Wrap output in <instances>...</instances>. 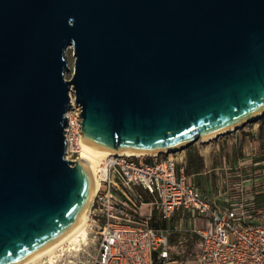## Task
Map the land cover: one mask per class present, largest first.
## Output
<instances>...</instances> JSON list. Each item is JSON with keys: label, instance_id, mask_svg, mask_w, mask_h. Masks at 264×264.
<instances>
[{"label": "water", "instance_id": "95a60500", "mask_svg": "<svg viewBox=\"0 0 264 264\" xmlns=\"http://www.w3.org/2000/svg\"><path fill=\"white\" fill-rule=\"evenodd\" d=\"M70 93L81 139L112 153L237 131L264 116V0H0V264L56 240L91 195L65 158Z\"/></svg>", "mask_w": 264, "mask_h": 264}, {"label": "built area", "instance_id": "2783aa9c", "mask_svg": "<svg viewBox=\"0 0 264 264\" xmlns=\"http://www.w3.org/2000/svg\"><path fill=\"white\" fill-rule=\"evenodd\" d=\"M71 96L64 127L65 158L77 154L81 109ZM99 187L90 207L97 228L94 264H162L171 258L174 229L156 226L177 213L198 238L195 264H264V159L251 168H227L214 199L203 193L169 153H111L96 172ZM146 195L151 199L146 200ZM146 212L142 213V208ZM157 211V215L153 212ZM178 253L183 240L178 241Z\"/></svg>", "mask_w": 264, "mask_h": 264}, {"label": "rangeland", "instance_id": "374dc122", "mask_svg": "<svg viewBox=\"0 0 264 264\" xmlns=\"http://www.w3.org/2000/svg\"><path fill=\"white\" fill-rule=\"evenodd\" d=\"M67 60H68V67L70 71L65 74V79H71L74 67V57L72 55V48H69L66 52ZM73 96V93H71ZM264 119L263 118H259ZM257 119L256 121L249 122L246 125L239 128L237 131H233L227 134H234L229 138L226 137L227 134L219 136H224L223 143L219 142L218 145L214 143L215 138L210 140L209 142H198L195 144L190 145L187 149L179 150L176 152H170L172 156L177 159L178 165L184 166V170L187 175L191 176V180L193 184L200 189L205 194L215 200L214 195H211V187L215 182L217 176L213 173H204L205 163L204 158L207 157L211 159V164L215 165L218 164V157L226 156L231 157L228 160L231 165H236L238 159L243 157L245 154L243 152V137L249 136L248 140H252L253 138V131L256 127V123L259 122ZM226 139V140H225ZM202 156H201V154ZM77 154L72 155L71 159L76 160ZM264 159V155L256 156V161H260L256 163V166L260 165L261 160ZM227 160V159H226ZM254 166V167H256ZM202 173V174H199ZM97 228L92 225L90 221V228H89V238L85 243H82L81 246L77 249H68L65 248L62 252H59L55 257L54 264H94V259L97 254L98 249V240L96 235ZM43 264H47L44 262Z\"/></svg>", "mask_w": 264, "mask_h": 264}, {"label": "crops", "instance_id": "0c3cea01", "mask_svg": "<svg viewBox=\"0 0 264 264\" xmlns=\"http://www.w3.org/2000/svg\"><path fill=\"white\" fill-rule=\"evenodd\" d=\"M254 130H257V132L253 131L252 140H248V137H249L248 135L243 137V145H244L243 152L245 155L238 159V162L236 165L234 164L231 165L234 162L229 163L228 160L230 159L231 161L232 160L231 157L220 156L218 157V162H217L218 164H215V165L210 163L212 162L210 157L204 158V163H205L204 173H213L217 176L214 184L211 187V195H214V197L216 196L219 189L225 188V186L221 184V179L226 174L227 168H231V167L238 168L239 165H243L244 167L249 166L251 168H254V166H256V163L260 162V161H256V156L264 155V119H260L259 122L256 123V127L254 128ZM236 133H234L235 135L233 134L234 137L236 136ZM231 135L232 134H227L226 137L229 138ZM224 138H225L224 136L220 138L216 137L215 138L216 141H214V143L216 145H218L219 142L223 143ZM199 174H202V173H199ZM149 199H151V196L146 195V200H149ZM145 212H146V208L143 207L142 213H145ZM153 215H157V211H154ZM156 226L170 227L172 229L175 228V230L171 232V236H170V243L172 246V249H171L172 260L166 261L162 264H195L194 257L193 256L189 257L188 255L189 253L193 255L196 252L198 238L194 235H190L189 229L191 225L187 219L180 220L179 215L176 213L174 215V218L171 221L169 222L161 221V222H158ZM180 239L183 240V245L181 246V250L184 253H178L179 248H180L178 241Z\"/></svg>", "mask_w": 264, "mask_h": 264}, {"label": "bare ground", "instance_id": "6f19581e", "mask_svg": "<svg viewBox=\"0 0 264 264\" xmlns=\"http://www.w3.org/2000/svg\"><path fill=\"white\" fill-rule=\"evenodd\" d=\"M210 140L211 139L208 137L204 139L202 143L209 142ZM77 152H78L77 155L78 159L82 160L86 164L92 179V192L85 205L83 212L74 221V223L66 231H64L63 234H61L56 240L44 246L42 249L32 253L26 258L22 259L17 264H43L44 262H46L47 264H54L55 257L59 252H62L65 248L77 249L81 246L82 243H85L88 240L89 228H90V207L94 195L99 187V182L97 179L96 172L99 169L103 159L112 152L94 147L84 142L81 138L77 142ZM125 153L127 155H132V156L158 155V152H125ZM164 153H170V151L164 150Z\"/></svg>", "mask_w": 264, "mask_h": 264}, {"label": "trees", "instance_id": "16d2710c", "mask_svg": "<svg viewBox=\"0 0 264 264\" xmlns=\"http://www.w3.org/2000/svg\"><path fill=\"white\" fill-rule=\"evenodd\" d=\"M186 173V172H185Z\"/></svg>", "mask_w": 264, "mask_h": 264}]
</instances>
